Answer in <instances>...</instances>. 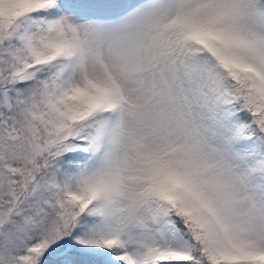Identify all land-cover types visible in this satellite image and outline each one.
I'll return each instance as SVG.
<instances>
[{
  "label": "snow or ice",
  "instance_id": "snow-or-ice-1",
  "mask_svg": "<svg viewBox=\"0 0 264 264\" xmlns=\"http://www.w3.org/2000/svg\"><path fill=\"white\" fill-rule=\"evenodd\" d=\"M0 264H264V0H0Z\"/></svg>",
  "mask_w": 264,
  "mask_h": 264
}]
</instances>
